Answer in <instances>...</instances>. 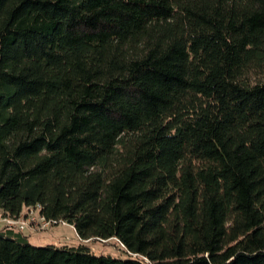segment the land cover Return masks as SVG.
<instances>
[{"label": "trees", "instance_id": "obj_1", "mask_svg": "<svg viewBox=\"0 0 264 264\" xmlns=\"http://www.w3.org/2000/svg\"><path fill=\"white\" fill-rule=\"evenodd\" d=\"M0 264H264V0H0ZM113 238L124 256L83 241Z\"/></svg>", "mask_w": 264, "mask_h": 264}, {"label": "rangeland", "instance_id": "obj_2", "mask_svg": "<svg viewBox=\"0 0 264 264\" xmlns=\"http://www.w3.org/2000/svg\"><path fill=\"white\" fill-rule=\"evenodd\" d=\"M21 214L34 217L35 219L33 222L29 223L28 227L22 230L31 245H77V235L70 225L64 222H58L55 224L48 223L47 226L40 227L44 221L37 215V211L34 208H23ZM1 218L0 214V228L3 226ZM83 242L86 243L94 253H109L112 256H124L122 246L113 238L105 239L104 241L91 239L84 240Z\"/></svg>", "mask_w": 264, "mask_h": 264}, {"label": "built area", "instance_id": "obj_3", "mask_svg": "<svg viewBox=\"0 0 264 264\" xmlns=\"http://www.w3.org/2000/svg\"><path fill=\"white\" fill-rule=\"evenodd\" d=\"M35 219L34 217H30L27 215L20 214L17 218L11 217H2V225L3 227L6 226L7 228L13 229L14 231H21L29 226L30 222H33ZM48 222H43L40 227L47 226Z\"/></svg>", "mask_w": 264, "mask_h": 264}]
</instances>
